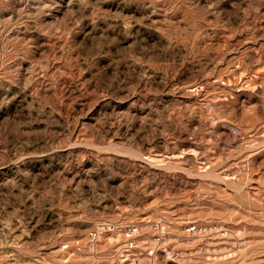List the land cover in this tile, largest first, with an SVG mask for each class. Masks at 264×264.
Returning <instances> with one entry per match:
<instances>
[{
    "label": "rangeland",
    "instance_id": "obj_1",
    "mask_svg": "<svg viewBox=\"0 0 264 264\" xmlns=\"http://www.w3.org/2000/svg\"><path fill=\"white\" fill-rule=\"evenodd\" d=\"M0 264H264V0H0Z\"/></svg>",
    "mask_w": 264,
    "mask_h": 264
},
{
    "label": "built area",
    "instance_id": "obj_2",
    "mask_svg": "<svg viewBox=\"0 0 264 264\" xmlns=\"http://www.w3.org/2000/svg\"><path fill=\"white\" fill-rule=\"evenodd\" d=\"M91 236H92V239H93V240H96V237H97L96 234H92V233H91Z\"/></svg>",
    "mask_w": 264,
    "mask_h": 264
}]
</instances>
